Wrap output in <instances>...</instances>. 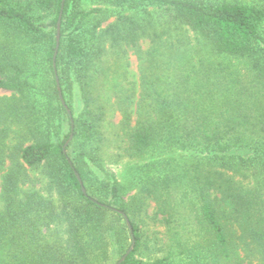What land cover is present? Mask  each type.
<instances>
[{
    "label": "trees",
    "instance_id": "obj_1",
    "mask_svg": "<svg viewBox=\"0 0 264 264\" xmlns=\"http://www.w3.org/2000/svg\"><path fill=\"white\" fill-rule=\"evenodd\" d=\"M85 1L65 0L55 60L74 123L65 154L61 0H0V89L11 93L0 96V264H114L130 233L93 200L129 218L135 247L122 264H264V1ZM124 46L139 83L103 100L102 59ZM149 220L170 233L165 254Z\"/></svg>",
    "mask_w": 264,
    "mask_h": 264
},
{
    "label": "rangeland",
    "instance_id": "obj_2",
    "mask_svg": "<svg viewBox=\"0 0 264 264\" xmlns=\"http://www.w3.org/2000/svg\"><path fill=\"white\" fill-rule=\"evenodd\" d=\"M208 1L216 2V1H222V0H208ZM224 1H235V0H224ZM242 1L259 3L264 0H242ZM102 5L103 4L101 2H92L89 0H86L83 3L84 8H93V7L102 6ZM106 24L107 22L103 23L102 27H104ZM171 29H172L171 31L172 37L175 40H177L178 37L180 36V33H182L183 37L189 40L188 42L190 43V45L193 44L194 40L192 39L191 32L189 31L185 32L184 29L176 30L174 29V26H172ZM150 40L151 39H149V37H143L141 38V40H139V45L143 51H145L150 46L151 44ZM123 49L126 51L125 55L114 53L110 49L111 51L109 50L102 59L104 63L103 69L106 71L107 75L101 80L106 86H104L103 89L101 87V91L96 92V94L100 95L103 98V100L104 98H107V99L109 98L111 102H115L116 95L127 94L125 90L132 86L131 83L135 85H138L139 83V60L137 59L136 49H133L131 47H126V46H124ZM224 61L229 63V65H231L233 68L239 69L240 72L244 71L245 69L247 70V66H249V61L243 58H233V59H230V60L227 59ZM106 67H109V69L106 70ZM115 84H117L116 87L117 89H119V91L116 90L114 92V89H112L115 87ZM10 94H11L10 92L0 89V96L10 95ZM105 119L106 121L104 122V128L108 131H114L116 129V127L114 126L117 125V123L120 121V113L117 110L109 109L106 112ZM110 123H112L111 127H110ZM11 137H12V141H10L11 144L17 142V140L14 139L13 135ZM106 149L109 151V153L115 152L114 148L112 149V147L110 146H108ZM120 162L121 160H119L118 162H112V163L107 161L106 165L112 171H117L120 168ZM2 170H0V187H1V175L3 173ZM34 174H37V173L34 172ZM148 228H149V234H151V238H152V240H150L151 247H153L152 245L154 244L153 242L154 237L161 238V241H159V244L155 248V250L159 248H161L162 250L155 254L156 255L165 254L164 253L165 248H166L165 245L168 240L167 237L170 233H168V231H165L163 224L156 223L155 221L153 222L150 221L148 224ZM148 254H149L148 251H145L143 253L144 256H147Z\"/></svg>",
    "mask_w": 264,
    "mask_h": 264
},
{
    "label": "water",
    "instance_id": "obj_3",
    "mask_svg": "<svg viewBox=\"0 0 264 264\" xmlns=\"http://www.w3.org/2000/svg\"><path fill=\"white\" fill-rule=\"evenodd\" d=\"M64 4H65V0H61L60 8H59L58 16H57V21H56V27H55V33H56L55 41H56V45H55V50H54V54H53V70H54V76H55V81H56V89H57L59 100H60L62 106L65 108V110H66V112H67V114H68V116L70 118V122H71V132H70L69 138L63 145V152L66 154V147H67L68 143L73 138L74 123H73L71 111L69 110V108H68L67 104L65 103L64 98L62 96L61 87H60V83H59V78H58L57 70H56V64H55V60H56V56H57V52H58V48H59V43H60V30H61V22H62ZM69 162L71 164V161H69ZM73 170H74V174H75V176H76V178H77V180H78V182H79V184L81 186V190H82L83 194L85 196H87L84 183H83L79 173L74 168H73ZM93 201L96 202L97 204L105 207V208H108V209H111V210H113L115 212H118L119 214H121L123 216V219H124V221H125V223L127 225L129 233H130L131 241H130V244H129L128 248L125 250V252L114 263V264H122L126 260V258L130 255V253L134 250V247H135V238L133 236L132 227H131V223L129 221V218L124 212H122V211H120V210H118L116 208L110 207V206H108L106 204L99 203L96 200H93Z\"/></svg>",
    "mask_w": 264,
    "mask_h": 264
}]
</instances>
